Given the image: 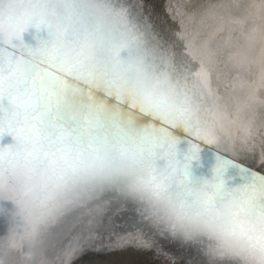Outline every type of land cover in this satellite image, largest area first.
<instances>
[{
	"label": "snow or ice",
	"instance_id": "obj_1",
	"mask_svg": "<svg viewBox=\"0 0 264 264\" xmlns=\"http://www.w3.org/2000/svg\"><path fill=\"white\" fill-rule=\"evenodd\" d=\"M223 8L194 0L191 17L213 19L221 40L219 48L204 43L197 59L174 29L158 24L153 0H0V201L18 209L7 252L0 245L4 264L5 256L27 264L25 246L35 260L53 222L109 194L150 214L155 236L124 234L142 246L138 264L167 257L165 240L216 261L264 264V171L241 162L264 169V159L216 150L229 138L211 88L215 65L225 63L234 81L248 78L247 98L256 102L264 53L256 51L258 28L242 31L241 23L262 8L255 3L231 17ZM30 29L36 43L25 39ZM201 145L231 166L220 163L213 179L196 183L190 168ZM228 199L231 225L219 226L214 218ZM117 238L88 226L63 248L61 264H99L91 257Z\"/></svg>",
	"mask_w": 264,
	"mask_h": 264
},
{
	"label": "bare ground",
	"instance_id": "obj_2",
	"mask_svg": "<svg viewBox=\"0 0 264 264\" xmlns=\"http://www.w3.org/2000/svg\"><path fill=\"white\" fill-rule=\"evenodd\" d=\"M194 0H153L155 11L157 13V22L165 28L174 29L176 34L187 41V52L191 53L197 59L204 53L203 33L215 32L218 25L213 19L205 18L203 21L199 15L191 17V7ZM201 3L211 6L218 4L221 0H200ZM34 29H30L25 34V39L30 43H36L34 39ZM199 32L200 35L193 40L192 35ZM170 34V33H169ZM226 62L227 58L222 57ZM219 76V80H217ZM243 85L242 87L239 85ZM211 88L217 100L219 110L218 119L223 130L226 132L229 142L221 143L217 146L218 151L225 155H231L233 158H240V154L245 149L264 159V123L256 121L254 124L245 125L240 119L239 114L246 111L252 103L247 98L249 91L248 78L233 80V74H229V69L225 63L215 65V73L212 78ZM235 88V90H233ZM255 104L257 106L264 103V88H261L257 94ZM179 134V132H177ZM10 140V137L8 138ZM188 144L181 145V151L187 152ZM212 146L201 145L199 158L191 163V175L196 183L204 180H211L218 164L224 163L231 166V161H224ZM242 163L249 167L260 169L250 160H243ZM238 167V166H237ZM30 195L25 197H30ZM17 206L14 202L8 200L0 201V245L3 250H8V234L15 219ZM150 214L144 205L136 202L124 200L116 195L109 194L104 199L84 200L73 210L61 217L58 221L48 228L43 234L41 240L35 249V260L23 259L27 264H61V252L66 245L86 227L91 226L99 231L103 237L117 236L107 244L106 249L94 254L91 258L99 264H138L145 258L139 240L132 235L124 236L125 233H143L148 236H155L156 230L153 222L148 218ZM102 219V223L97 227L93 221ZM22 228V225H16ZM122 237V238H120ZM103 244L104 241L102 240ZM160 247L167 257L160 255L152 257L157 264H177L182 259L189 264H240L233 258H225L219 261L204 255L199 248L194 246H184L181 243H169L161 241ZM29 253V248L24 247V254ZM7 264H21L19 256H5ZM68 261L64 264H70ZM4 264V262H3Z\"/></svg>",
	"mask_w": 264,
	"mask_h": 264
},
{
	"label": "clouds",
	"instance_id": "obj_3",
	"mask_svg": "<svg viewBox=\"0 0 264 264\" xmlns=\"http://www.w3.org/2000/svg\"><path fill=\"white\" fill-rule=\"evenodd\" d=\"M224 5L222 9L223 13L232 16V13L235 11H240L243 15H247V9L255 4H261V13L259 17L253 15L249 17L247 20H243L241 23V30L247 31L250 27H257L260 33V40L256 45L257 53H264V0H221ZM203 41L208 45L209 48H219L221 44V40L219 34L216 32L211 33H203L202 34ZM261 71H264V65L261 66ZM257 69L253 68V72H256ZM11 102L15 104L17 102V98L15 96L12 97ZM239 119L245 124L250 125L254 124L256 121H261L264 123V103L257 106L254 102L249 105L248 110L242 111L239 114ZM32 192L30 187H25L23 189V195L28 196ZM222 214L217 215L214 218V223L219 226H230L231 218L234 214L235 205L232 200L228 199L223 201L222 205ZM27 259H31V253L24 254ZM0 264H3V261L0 260Z\"/></svg>",
	"mask_w": 264,
	"mask_h": 264
},
{
	"label": "rangeland",
	"instance_id": "obj_4",
	"mask_svg": "<svg viewBox=\"0 0 264 264\" xmlns=\"http://www.w3.org/2000/svg\"><path fill=\"white\" fill-rule=\"evenodd\" d=\"M102 249H106V248L103 247ZM100 252H102V251H100ZM67 263H68V262H67ZM69 263H70V262H69Z\"/></svg>",
	"mask_w": 264,
	"mask_h": 264
}]
</instances>
